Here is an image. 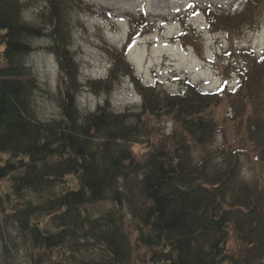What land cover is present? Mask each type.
Segmentation results:
<instances>
[{
	"label": "trees",
	"instance_id": "obj_1",
	"mask_svg": "<svg viewBox=\"0 0 264 264\" xmlns=\"http://www.w3.org/2000/svg\"><path fill=\"white\" fill-rule=\"evenodd\" d=\"M252 1L240 11L206 12L211 27H252L261 2ZM48 2V13L32 24L20 0H0V211L32 264H264V189L258 180H239L246 152L224 144L193 156L224 127L225 119L212 115L224 104L239 126L236 135L264 167V59L241 51L234 90L203 93L185 81L172 94L159 82L141 85L124 47L112 54L105 78L82 84L67 18L78 0ZM40 38L49 40L59 75L60 119L50 122L35 117L38 84L25 64L35 50L31 41ZM124 77L140 98L137 111L113 112L106 101L80 113L81 91L109 94ZM145 118L173 126L148 145L140 163L128 145L142 134ZM230 235L237 253L228 250ZM4 237L0 229L6 250Z\"/></svg>",
	"mask_w": 264,
	"mask_h": 264
},
{
	"label": "rangeland",
	"instance_id": "obj_2",
	"mask_svg": "<svg viewBox=\"0 0 264 264\" xmlns=\"http://www.w3.org/2000/svg\"><path fill=\"white\" fill-rule=\"evenodd\" d=\"M24 5L23 19L39 24L41 16L50 10L48 0H20ZM256 5L257 11L251 27L242 26L237 30L214 29L209 23L206 11L213 14L242 10L252 0H78L67 13L70 21V49L78 64L79 80L87 81L105 78L112 54H122L119 50L127 35L138 36L126 53L125 60L135 77L149 85L154 81V72L177 74L186 78L202 90H215L221 78L232 74L237 80V71L245 60L239 48L251 49L257 56L264 50V0ZM187 20V25L185 21ZM35 50L25 57L26 67L38 84L32 96L35 117L40 122L60 119L58 106V69L56 59L47 51L49 40L40 38L31 41ZM211 59L207 63L205 59ZM2 64L0 63V66ZM165 72V73H164ZM185 87L182 81L164 85L175 94ZM108 101L113 112H133L140 106V99L129 77L116 82L109 94L99 96L81 91L76 105L81 114L93 112L97 106ZM217 121L225 119L224 127L217 133L212 143L193 148L195 159L217 151L222 145L240 147L246 152L241 156L239 180H258L264 189V167L250 155L249 148L243 146L236 135L235 121L231 120V109L222 104L212 110ZM170 120L144 119V130L136 142L128 145L136 159L142 163L149 152L148 145L155 144L168 136L172 129ZM241 131V130H240ZM235 142V143H234ZM234 143V144H233ZM235 147V148H236ZM247 148V149H246ZM220 160L213 163L219 164ZM108 206V205H106ZM0 229L5 234L6 250L0 246V264H32V259L24 248L21 238L11 224H4L0 211ZM234 236L230 235L228 250L239 251Z\"/></svg>",
	"mask_w": 264,
	"mask_h": 264
}]
</instances>
